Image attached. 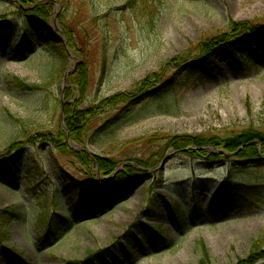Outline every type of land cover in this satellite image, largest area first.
<instances>
[{
    "label": "rangeland",
    "instance_id": "rangeland-1",
    "mask_svg": "<svg viewBox=\"0 0 264 264\" xmlns=\"http://www.w3.org/2000/svg\"><path fill=\"white\" fill-rule=\"evenodd\" d=\"M39 1L65 40L63 60L36 38L28 42L18 3L0 0V264L249 261L255 243H264V199L229 207L222 188L233 167L247 183L264 184V158L208 166L163 143L149 150L143 140L264 130V55L246 44L264 31V0ZM223 34L209 61L200 47ZM152 75L158 78L142 87ZM13 78L31 89H17ZM123 93L131 97L111 108ZM67 104L94 111L78 143L64 127ZM107 122L112 135L102 130ZM60 129L64 150L41 141ZM12 150L19 157L11 177L2 173ZM97 159L116 163V171L101 173ZM144 162L154 166L142 170ZM125 166L141 185L103 215L74 218L80 194Z\"/></svg>",
    "mask_w": 264,
    "mask_h": 264
},
{
    "label": "trees",
    "instance_id": "trees-1",
    "mask_svg": "<svg viewBox=\"0 0 264 264\" xmlns=\"http://www.w3.org/2000/svg\"><path fill=\"white\" fill-rule=\"evenodd\" d=\"M12 3H18L19 5L16 8L18 12L16 15L22 18V32H24L26 40L32 43L33 38H36V40L38 42H41L43 46H49L48 48H50L51 50H57L59 59L63 60V53L65 54L63 45L61 43H56L52 46L50 41L47 39L45 31L40 30L41 25H49L48 22L50 18V15L46 14L47 12L45 11L44 6L41 4L42 2H38V0H12ZM34 3L37 4L33 7ZM27 7L29 9H26L24 11L23 9ZM65 36L67 38V47L69 48V50L74 49V44L72 43V40L67 36L66 32ZM227 36L228 35L223 34L214 38L208 43H204V46L200 47V51H202V53L206 55L210 61L212 57L215 56H212L214 54L212 50V48L215 47L214 45L224 44ZM246 41V44L249 46L248 48L250 50L257 49L262 53V55H264V31H258L254 35L248 36ZM253 58H255L256 61H259L258 56L254 55ZM242 66H245V63L242 64ZM202 72L204 73V71L201 70L197 71V73L201 74ZM155 77L157 76H150L148 80L141 83V86H148L149 80ZM11 84L17 89H22L24 91L31 89V87L24 85V83L15 78L12 79ZM74 85L75 84H73V86ZM76 86L77 85H75V87ZM78 89H81V93L83 94V87H80ZM128 97L131 96H129V94L127 93L116 96L115 102L111 105V108L117 107L122 103L121 101H126ZM72 105L73 104L66 105L67 110L64 113V127L68 132L69 139L72 142L78 143L80 142L81 138L79 131H84L83 127L85 126L83 125L90 118V115H92L94 111L93 108L84 111L77 110L76 108H74L75 106L72 107ZM103 111L104 108L101 109V112ZM111 123L112 122H107L103 125L102 130H105V134L112 135V127L114 125ZM19 137L20 138H18V140L27 139L26 135L23 136L22 134H20ZM40 139L41 141L43 140V142L50 143L56 149H65V147H62L65 138L61 129L58 131V135L56 138L43 137V139ZM37 140L38 139L34 140L32 143H36ZM143 141L147 146H151L148 148L149 150L156 149L157 145L163 143V150H170V152L172 153L181 154L182 156L194 160H204L205 162L209 163L208 166L215 162L231 157L236 159L240 163H255L258 161L257 159L259 157L264 158V130L262 129L245 130L241 133L224 139H205L200 136H153L150 137L147 141ZM210 146L216 151H223V153L213 155L209 154L207 151H205V148ZM18 157V151L12 150L3 158L7 163L5 165L4 172L2 173L3 175H11L12 177L17 174L16 162L18 160ZM96 162L97 164H99V170L103 174L109 175L116 171V163H113L109 160L107 162H102L100 161V159H97ZM140 163H138V166L141 167L140 169L142 170L151 169L154 166L153 164L145 165V162L143 164ZM129 168V166H125L123 170L117 173L116 178L109 181H96L95 186L92 185L88 187L89 190L85 195L81 193L80 196L82 197H80V202L78 201L80 206H76L78 208H75V205H71L70 207L71 213L73 214L74 218L85 220L103 215L113 209L117 204L122 202L127 197V195L135 189L136 186L141 185L142 181L144 180L143 178L140 179V181H137V178L134 179L132 176L127 177L126 172L129 171ZM235 170L236 168L233 167L228 171V175L225 178V182L223 185L225 189L222 188V195L228 199L227 203L228 205H230L229 207H234L236 205L247 207L260 206V204L262 203V199H264V184H257L252 182L247 183L245 180H243V176L240 177ZM124 175H126V178ZM218 195L219 193H216V195L214 196V201L219 198ZM216 202L217 201H215V204ZM2 242H5V238L2 240ZM263 248V242L255 243L251 256L256 255V257L252 258L250 256L249 261L244 264H254L259 259H264V255L262 253L260 254Z\"/></svg>",
    "mask_w": 264,
    "mask_h": 264
},
{
    "label": "water",
    "instance_id": "water-1",
    "mask_svg": "<svg viewBox=\"0 0 264 264\" xmlns=\"http://www.w3.org/2000/svg\"><path fill=\"white\" fill-rule=\"evenodd\" d=\"M40 29L48 33V38L54 43L62 42L65 45V40L57 35V33L49 26H41Z\"/></svg>",
    "mask_w": 264,
    "mask_h": 264
}]
</instances>
